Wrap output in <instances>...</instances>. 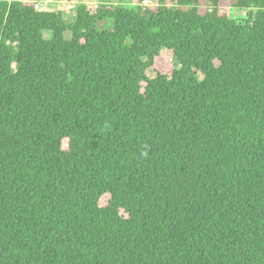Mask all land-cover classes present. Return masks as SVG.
I'll list each match as a JSON object with an SVG mask.
<instances>
[{
	"label": "trees",
	"instance_id": "16d2710c",
	"mask_svg": "<svg viewBox=\"0 0 264 264\" xmlns=\"http://www.w3.org/2000/svg\"><path fill=\"white\" fill-rule=\"evenodd\" d=\"M38 1L0 0V264H264V0Z\"/></svg>",
	"mask_w": 264,
	"mask_h": 264
},
{
	"label": "rangeland",
	"instance_id": "374dc122",
	"mask_svg": "<svg viewBox=\"0 0 264 264\" xmlns=\"http://www.w3.org/2000/svg\"><path fill=\"white\" fill-rule=\"evenodd\" d=\"M137 0H40L38 1L39 4H41L43 9H52V10H60L63 12L64 19L67 23L72 22L75 19L76 15V6L79 2L85 3L89 8L93 9L99 5H117V4H133ZM144 4L148 6H157V0H144ZM201 11L204 10V8H200ZM238 14L244 15L243 11L240 10ZM161 56L169 61L173 62L174 57L172 54V51L168 49H162L161 50ZM64 147L66 142L63 143ZM107 200V196L103 197L101 200V204H104Z\"/></svg>",
	"mask_w": 264,
	"mask_h": 264
}]
</instances>
